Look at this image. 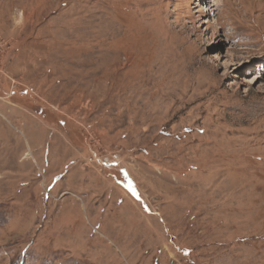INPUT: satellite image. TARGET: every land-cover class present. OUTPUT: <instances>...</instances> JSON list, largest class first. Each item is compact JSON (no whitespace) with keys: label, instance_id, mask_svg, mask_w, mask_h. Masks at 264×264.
<instances>
[{"label":"rangeland","instance_id":"1","mask_svg":"<svg viewBox=\"0 0 264 264\" xmlns=\"http://www.w3.org/2000/svg\"><path fill=\"white\" fill-rule=\"evenodd\" d=\"M0 264H264V0H0Z\"/></svg>","mask_w":264,"mask_h":264},{"label":"bare ground","instance_id":"2","mask_svg":"<svg viewBox=\"0 0 264 264\" xmlns=\"http://www.w3.org/2000/svg\"><path fill=\"white\" fill-rule=\"evenodd\" d=\"M110 164V163H109Z\"/></svg>","mask_w":264,"mask_h":264}]
</instances>
